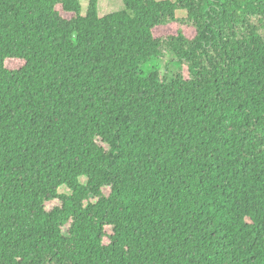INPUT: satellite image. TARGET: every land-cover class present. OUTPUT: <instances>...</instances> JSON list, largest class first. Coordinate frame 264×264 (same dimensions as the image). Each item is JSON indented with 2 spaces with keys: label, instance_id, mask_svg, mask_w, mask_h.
I'll return each instance as SVG.
<instances>
[{
  "label": "trees",
  "instance_id": "1",
  "mask_svg": "<svg viewBox=\"0 0 264 264\" xmlns=\"http://www.w3.org/2000/svg\"><path fill=\"white\" fill-rule=\"evenodd\" d=\"M98 1L0 0V264H264V0Z\"/></svg>",
  "mask_w": 264,
  "mask_h": 264
},
{
  "label": "rangeland",
  "instance_id": "2",
  "mask_svg": "<svg viewBox=\"0 0 264 264\" xmlns=\"http://www.w3.org/2000/svg\"><path fill=\"white\" fill-rule=\"evenodd\" d=\"M80 3H81L80 13L83 15L86 12L87 0H80ZM123 8H124V5L122 3V0H99L98 6H97V13L99 16H103L107 13H110V12L116 11V10H120ZM61 14L65 18H69L71 16V13H67V12H62ZM175 14L177 17H184L186 15V11L185 10H178V11H176ZM168 56L169 55L165 56L161 60V62H158L155 64V66L159 68L161 74H163L166 70L168 71L169 74L176 72V67L172 63H170L168 65V67L165 66V63H167L170 59V57H168ZM81 180L83 182L85 181L84 178H81ZM60 191L63 192L65 190L63 188H60ZM57 203H58L57 200H53V201L47 203V209L51 208L52 206L56 205Z\"/></svg>",
  "mask_w": 264,
  "mask_h": 264
}]
</instances>
